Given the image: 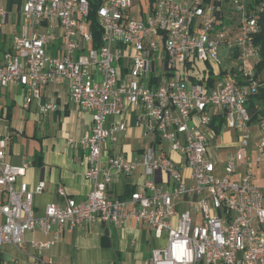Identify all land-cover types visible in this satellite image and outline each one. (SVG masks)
Masks as SVG:
<instances>
[{
  "label": "built area",
  "instance_id": "obj_1",
  "mask_svg": "<svg viewBox=\"0 0 264 264\" xmlns=\"http://www.w3.org/2000/svg\"><path fill=\"white\" fill-rule=\"evenodd\" d=\"M146 2L23 0L15 11L0 0V34L15 13L19 19L0 58V92L20 87L27 109L44 87L67 85L93 121L81 140L92 191L82 201L49 204L43 215L34 199L45 182L32 189L21 180L28 166L5 161L0 135V251L21 249L28 231L53 233L32 242V259L52 264L40 254L66 226L134 219L166 242L144 264H264V187L253 176L264 163V116L250 112L264 86L256 43L264 2ZM56 111L54 101L40 105L44 116ZM111 117H134L143 128L141 156H104L129 128ZM140 168L143 183L126 197L109 196L115 175Z\"/></svg>",
  "mask_w": 264,
  "mask_h": 264
},
{
  "label": "crops",
  "instance_id": "obj_2",
  "mask_svg": "<svg viewBox=\"0 0 264 264\" xmlns=\"http://www.w3.org/2000/svg\"><path fill=\"white\" fill-rule=\"evenodd\" d=\"M6 38L3 29L0 58L11 43ZM24 98L20 87L10 86L0 92V135L8 143L5 161L14 166H28L21 180L32 189L39 182H45L44 191L35 195L36 214L43 215L49 204L64 206L69 198L87 199L93 184L86 178L87 152L81 140L91 132V114L71 101L67 85L44 87L41 101L34 100L27 109L23 107ZM47 101H54L57 111L44 116L40 113V105ZM115 120H128L129 128L119 144L106 145L104 156L112 152L125 153L129 158L141 156L146 146L143 128L137 126L134 117H111L109 122ZM143 173L140 168L131 176L115 175L108 186L109 196L126 197L144 181ZM52 239L53 233L28 231L21 249L13 245L2 248L0 264H38L32 259L37 253L32 242ZM162 244L163 240L157 239L147 224L134 219L120 227L95 222L77 228L66 226L55 246L43 250L40 255L52 264H144L150 260L152 251Z\"/></svg>",
  "mask_w": 264,
  "mask_h": 264
},
{
  "label": "trees",
  "instance_id": "obj_3",
  "mask_svg": "<svg viewBox=\"0 0 264 264\" xmlns=\"http://www.w3.org/2000/svg\"><path fill=\"white\" fill-rule=\"evenodd\" d=\"M21 0H10L9 8L12 7L13 3H20ZM264 0H255V5L263 3ZM261 25L262 30L259 36L256 38V43L261 46V61L257 66L258 74H261L264 68V13L261 14ZM259 105L260 109H257L256 106ZM250 112L253 115L254 119H257L259 116H264V86L261 87L259 93L255 95L250 102Z\"/></svg>",
  "mask_w": 264,
  "mask_h": 264
},
{
  "label": "rangeland",
  "instance_id": "obj_4",
  "mask_svg": "<svg viewBox=\"0 0 264 264\" xmlns=\"http://www.w3.org/2000/svg\"><path fill=\"white\" fill-rule=\"evenodd\" d=\"M142 1L144 2V4H147L146 0H142ZM2 5L5 6L6 8H8L9 7V1L8 0H2ZM11 8L14 10L16 9L15 6H12ZM18 21H19L18 15H17V13H15L11 19V22H9L8 25L3 26L4 33L7 34L6 39H7L8 43L11 42L13 34H14L13 33V29H14L13 23H16ZM19 28H20V26H19ZM261 74H262L261 78L264 81V68H263V71ZM230 133H231L230 130L226 132V143L227 144L229 143L228 137H229ZM133 143L135 144V141ZM222 154H225V153H222ZM253 176H254L255 183L260 187H264V163L261 165L260 168H257L253 171ZM147 179H152V178L148 177ZM165 243L166 242H164V240H163L162 245H164Z\"/></svg>",
  "mask_w": 264,
  "mask_h": 264
}]
</instances>
